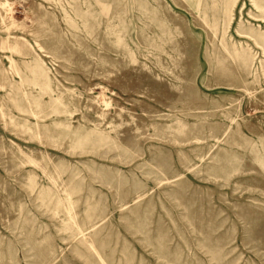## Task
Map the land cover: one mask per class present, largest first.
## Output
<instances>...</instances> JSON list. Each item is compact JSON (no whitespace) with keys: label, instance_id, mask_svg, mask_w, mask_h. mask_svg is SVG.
<instances>
[{"label":"rangeland","instance_id":"rangeland-1","mask_svg":"<svg viewBox=\"0 0 264 264\" xmlns=\"http://www.w3.org/2000/svg\"><path fill=\"white\" fill-rule=\"evenodd\" d=\"M0 264H264V0H0Z\"/></svg>","mask_w":264,"mask_h":264}]
</instances>
